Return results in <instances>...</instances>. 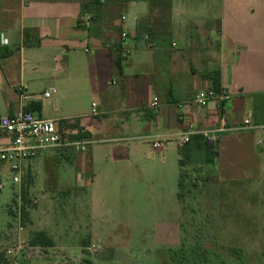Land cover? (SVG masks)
I'll return each instance as SVG.
<instances>
[{
  "label": "crops",
  "instance_id": "0c3cea01",
  "mask_svg": "<svg viewBox=\"0 0 264 264\" xmlns=\"http://www.w3.org/2000/svg\"><path fill=\"white\" fill-rule=\"evenodd\" d=\"M122 31L134 36L127 56L117 47ZM0 35L8 39L0 50L9 51L0 58V116L18 110L17 86L23 82L30 94L27 108L56 125L62 120L77 124L88 134L74 138L88 144L85 154L72 147L49 149L24 162L26 182L42 169L58 172L65 157L83 167L74 186L84 191L95 185L93 165L101 159L124 168L118 172L109 166L101 186L143 184L149 172L139 160L154 161L158 152L163 165L151 171L160 183L169 173L165 163L171 140L177 141L189 123L196 132L181 148L177 143L178 175L185 163L192 174L195 170L201 175L215 165L220 175L221 152L222 161L228 160L233 147L242 144L237 131L246 132L248 144L255 146V167L264 171V154L256 145L264 137V0H0ZM50 87L56 93L43 98L41 93ZM220 87L231 93L224 115L213 102L205 107L189 104L184 111L176 106L198 90ZM154 97L156 109L150 106ZM249 113L259 127L237 129ZM205 132H216V139L207 142ZM155 140L163 147L150 155ZM8 141L9 136L0 133V142ZM38 157L42 160L36 162ZM5 167L0 163V170ZM55 183L68 186L64 174L61 179L57 175ZM34 224L30 215L28 227ZM38 224L36 230L29 228L32 236L45 232L52 246L66 254H75L80 241L91 239L87 232L69 245L74 240L66 233L56 228L48 232ZM6 226L3 231L0 226V245Z\"/></svg>",
  "mask_w": 264,
  "mask_h": 264
},
{
  "label": "rangeland",
  "instance_id": "374dc122",
  "mask_svg": "<svg viewBox=\"0 0 264 264\" xmlns=\"http://www.w3.org/2000/svg\"><path fill=\"white\" fill-rule=\"evenodd\" d=\"M206 1L214 0H201ZM23 39H28L25 32ZM235 133L242 144L233 147L228 160L222 161L221 152L220 175L215 165L208 173L200 175L193 170L192 174L188 163L178 175L179 151L173 139L166 152L169 173L158 179L160 183L151 171L163 165L161 155L156 152L154 161L139 160L138 165L149 172L144 175V183L129 181L123 188L101 186L104 171L110 166L102 159L93 165L97 178L91 190L75 187L76 173L83 167L59 156L62 161L58 172L48 174L42 169L26 185V200L35 199L36 203L28 209L24 222L12 209L19 185L8 177L9 169L3 168L1 230L7 221L9 232L21 225L19 238L23 243L13 260H7L5 251L12 237L5 233L0 245V264H62L63 260H74L77 264H264V171L255 167V146L248 144L246 132ZM87 146L76 153L85 154ZM210 154L214 158L215 152ZM41 160L38 157L36 162ZM111 166L118 172L124 169ZM63 174L68 186L55 183L57 175L61 179ZM25 184L24 177L21 187ZM68 188L72 191L65 192ZM19 194L22 199L21 188ZM30 215L34 227L39 222L48 232L56 228V232L66 233L67 239L74 240L69 245L76 243V236L87 232L91 239L80 241L75 254H66L59 248L57 251L53 246H31L33 231L29 228L37 227H28ZM92 243L99 245L96 251L88 250Z\"/></svg>",
  "mask_w": 264,
  "mask_h": 264
},
{
  "label": "built area",
  "instance_id": "2783aa9c",
  "mask_svg": "<svg viewBox=\"0 0 264 264\" xmlns=\"http://www.w3.org/2000/svg\"><path fill=\"white\" fill-rule=\"evenodd\" d=\"M90 20L89 17L85 18V22ZM134 36L130 35L128 31H122L120 34V42L118 44V49L120 52L127 56L130 53V45L128 41ZM144 40H148V36H143ZM0 44H8V39L3 35H0ZM85 51L88 52L89 48L86 47ZM56 88L50 87L45 89L41 96L43 98H48L56 93ZM18 102L19 108L13 114H4L0 116V133L7 134L9 136V141L6 144L0 142V163L6 164L10 171L8 177L19 185V191L23 181V163L34 159L36 156L40 155L42 152L49 149L72 147L75 150H85L86 142L75 140V139H65L63 138L54 120L49 118L39 117L34 113V111L27 108L26 104L30 100V94L27 92V86L25 83L21 82L17 86ZM231 97L230 90L225 87H220L217 90L214 88H207L198 90L194 96L189 101L177 102L176 106L179 110L184 111L185 107L189 104L195 105L197 107H205L211 102L216 106L218 113L224 115L226 113V103ZM150 106L154 109L158 106V99L154 97ZM92 112H96L95 103H92ZM184 114H179V119H183ZM253 121L251 114H246L242 119L241 124L237 129L241 130H252L257 128ZM262 127V126H261ZM221 131V130H218ZM196 132L193 123L187 125L186 130L181 132L177 138V143L181 148L185 143H187L191 136ZM217 132V131H216ZM216 132H205V138L207 142L210 140H215L214 134ZM256 145L258 146L260 152L264 154V137H260L256 140ZM163 147V142L161 140H155L152 142V151L150 155L154 154L155 149ZM4 185V181H0V188ZM19 191L17 193V198L14 197L12 202V209L17 212L18 218H21L22 206L30 209L36 203L35 199H31L26 203L23 202L19 196ZM21 200V201H20ZM22 230V226L19 225L15 228H10V232L6 231L7 236L12 237V243L7 247L5 255L8 257L7 260H13L15 255L20 251L23 241L19 238V233ZM99 248L98 244H91L88 250L96 251ZM62 264H77L74 260L72 262L63 260ZM14 264H17L14 262Z\"/></svg>",
  "mask_w": 264,
  "mask_h": 264
},
{
  "label": "trees",
  "instance_id": "16d2710c",
  "mask_svg": "<svg viewBox=\"0 0 264 264\" xmlns=\"http://www.w3.org/2000/svg\"><path fill=\"white\" fill-rule=\"evenodd\" d=\"M9 51H1L0 50V58L7 55ZM218 89V88H214ZM29 109V108H28ZM71 128H76L78 131V134L75 135L72 133ZM57 129L60 133V135L65 139H74V138H85L88 136L87 132L82 131V128L77 126V124H68L65 120H62L58 123ZM180 158L179 163L182 165L184 162ZM32 182V177L28 176L27 178V184L23 185L21 187L22 191V200L24 203H26L28 200H26V193H27V186H29ZM27 185V186H26ZM29 212L28 209L25 208V206H22L21 209V219L22 222H24L28 218ZM29 245L31 246H41V247H49L53 245L52 240L45 234L43 231H38L33 234L29 241Z\"/></svg>",
  "mask_w": 264,
  "mask_h": 264
}]
</instances>
